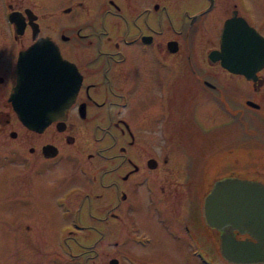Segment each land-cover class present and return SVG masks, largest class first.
I'll return each instance as SVG.
<instances>
[{"label": "flooded vegetation", "instance_id": "obj_1", "mask_svg": "<svg viewBox=\"0 0 264 264\" xmlns=\"http://www.w3.org/2000/svg\"><path fill=\"white\" fill-rule=\"evenodd\" d=\"M248 1L0 0V120L5 117L0 140L7 135L16 138L18 129L11 127L10 118L14 116L33 135L55 126L69 145H77L81 132H86L90 143L105 141L103 148L97 146L86 155H62L55 144L45 141L28 148L31 154L21 156L29 158L26 162L6 167L0 159V171L4 169L7 176H19L22 171V186L34 187L45 178L50 186L60 181L74 189L85 188L88 223L80 229L90 238L86 251H92L86 255V264H93L88 260L93 256L98 259L95 264H171L176 258L206 264L202 256L209 264H256L229 261L222 255L221 237L226 231L239 241L252 237L207 224L204 198L221 176L203 169L201 154L175 148L177 142L201 146L203 132L183 127L188 126L185 120L181 125L172 123L175 115L195 110L196 106H188L195 99L200 101L196 105L207 99L218 106V95L230 93L231 85L225 80L229 76L244 79L254 90V99H244L246 105L263 109L264 66L253 81L208 58L210 49L219 48L221 29L230 17L242 16L264 36L246 16ZM189 8L195 11L188 13ZM213 11L223 21L218 46L208 50L206 62L203 58L199 62L188 42L197 41L202 29L192 26L198 20L205 25L203 18ZM42 40L49 44L41 53L50 62L56 53L58 59L66 60L80 84L64 120L53 121L38 132L21 122L11 96L21 80L27 84V63L40 62L26 55L29 47ZM189 48L193 60H189ZM20 55L26 56V63L18 75ZM192 134L201 138L193 139ZM49 144L56 148L55 155H44L43 148ZM156 145L173 147L179 153L156 155L140 150ZM108 148L115 151L101 152ZM45 161L52 163L44 165ZM256 179L264 182L263 177Z\"/></svg>", "mask_w": 264, "mask_h": 264}, {"label": "rangeland", "instance_id": "obj_2", "mask_svg": "<svg viewBox=\"0 0 264 264\" xmlns=\"http://www.w3.org/2000/svg\"><path fill=\"white\" fill-rule=\"evenodd\" d=\"M248 3L250 6L249 8L246 6V16L264 31V0H249ZM194 11L195 8H189L188 13ZM203 19L205 25H201V20H198L192 26L201 27L202 33L198 31V40L189 41L188 46L194 49L198 61H202L203 58L206 62L208 50L218 46L223 21L221 18H219L220 21L217 20L214 11ZM192 49L188 50L189 60L194 59ZM225 80L231 85L228 89L230 93L218 95V106L207 99H203L202 105H196V101L199 103L200 101L195 99L188 105L193 109L196 106L195 110L172 117V123L181 125L184 123L182 120H185L188 126L185 124L186 126L183 127L196 128L198 131L194 129V133L201 131L204 134L201 146H189V144L186 147L187 145H180L177 142L175 148L189 155L201 154L204 158L205 171L216 170L219 175L227 173L225 170L233 164L229 170L248 175H260L264 178V113L262 111L264 105L262 110H258L244 103L246 97L254 99L255 94L252 87H247L244 79L229 76ZM239 92H241V98L238 97ZM256 100L259 101L258 98ZM156 105V107L159 105L158 99H156ZM10 118L11 127L18 130H16L15 139L7 135L0 140V159L2 163L4 162L3 165H7L6 167H12L19 160L28 161L29 158H21V156H29L31 153L28 148L35 143L51 141L63 151L62 155H86L97 146L104 147L105 141L90 143L86 132L79 133L80 139L77 145H69L56 132L55 126H48L42 134L33 135L26 131L14 116ZM4 119L5 117L0 120V123L4 122ZM176 131L174 130L173 133ZM158 133L160 132L157 131L156 135ZM190 137L198 139L197 137L201 138V135L192 134ZM175 138H182V136ZM146 149L156 155L165 152L171 154L175 151L173 147L160 145L140 148V150ZM40 150L39 146L38 154ZM114 151V148L101 149L102 153ZM48 163L52 162L45 161L44 165ZM17 165L22 166V163ZM1 170L0 264H86V255L92 251H86L90 238L87 232L80 229L82 225L88 223L85 221L89 213L88 198L83 195L85 188L82 186L79 187L82 191L77 190L79 188L74 189L70 184L60 181H54L55 186H50V182L45 178L42 183L39 181L34 187L22 186L19 182L22 171L19 176L12 173H8L7 176L6 172H3L4 169ZM90 223L95 224V222ZM88 260L93 264L98 261L94 259V256L89 257ZM176 260V263L171 261V264H195L189 258L187 260L176 258Z\"/></svg>", "mask_w": 264, "mask_h": 264}, {"label": "water", "instance_id": "obj_3", "mask_svg": "<svg viewBox=\"0 0 264 264\" xmlns=\"http://www.w3.org/2000/svg\"><path fill=\"white\" fill-rule=\"evenodd\" d=\"M48 44L42 40L28 48L27 58L40 62L27 63V84L25 79L24 82L21 80V86L18 84L11 96L21 122L38 132L53 121L64 120L65 110L80 84L79 75L73 74V66L66 60L58 59L56 53L50 62L48 56L41 53L46 51ZM26 56H19L18 75L20 68L25 66L23 60ZM208 58L212 62L220 61L230 72L243 74L255 81L257 71L264 66V36L242 16L230 17L221 29L219 48L210 49ZM67 70H71L70 73ZM247 103L258 105L253 100H247ZM43 153L46 156L55 155L57 150L49 144L44 146ZM229 168L225 170L227 173L219 174L221 177L214 180L205 195V221L211 227L221 230L234 228L252 237L251 241H239L226 231L221 237V252L226 259L240 263H264V182L256 179L262 176L249 175L255 177L249 178L245 173L240 176L242 172Z\"/></svg>", "mask_w": 264, "mask_h": 264}]
</instances>
